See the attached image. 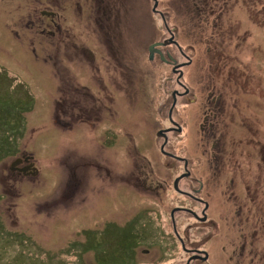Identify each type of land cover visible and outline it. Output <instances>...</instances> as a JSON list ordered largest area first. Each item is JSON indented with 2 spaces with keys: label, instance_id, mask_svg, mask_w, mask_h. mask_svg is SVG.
<instances>
[{
  "label": "rangeland",
  "instance_id": "1",
  "mask_svg": "<svg viewBox=\"0 0 264 264\" xmlns=\"http://www.w3.org/2000/svg\"><path fill=\"white\" fill-rule=\"evenodd\" d=\"M38 1L24 6L25 0H0V140L9 151L18 149L17 154L0 159V264H84L83 258L90 259L88 264H127L117 259L134 244L135 264H185L189 253L175 238L176 230L187 248L209 252L208 261L190 264H264L259 259L264 255V189L257 187L256 200L244 202L241 185L237 198L224 194L222 175L211 187L212 168L205 155L204 169L195 171V175L203 171L204 180L197 195L209 203L208 219L200 223L187 211L174 208L182 204L200 215L203 203L175 192L173 178L182 168L159 151L163 139L156 135L160 128L171 126L167 119L171 93L183 92L181 82L190 92L177 98L173 118L183 126V133L167 132L165 149L179 156L189 154L193 165L200 166L202 146L210 147L197 126V102L204 95L203 75L211 56L207 48H223L244 84L235 91L240 100L236 122L246 132L240 137H253L248 146L239 147L245 169L235 178L247 180L256 170L263 174L258 148L264 144V27L254 19L264 20V0H156V7L153 0H67L61 10L67 19L62 23L76 47L67 42L62 46L56 39L47 42L48 34L35 28L24 33L30 40L14 38L9 28L22 31L26 9L48 8L46 0ZM97 10L101 27L92 22ZM94 29L96 40L112 36V43H121L126 53L125 62L113 52L104 58L97 54L106 89L95 85L96 71L80 47L83 43L92 48ZM156 41L162 45L163 59L155 52L149 56L148 47ZM31 44L36 54L26 52ZM167 54L178 63L191 56L193 63L183 66L178 78ZM121 71L126 75L122 89L116 86ZM250 78L253 90L249 91ZM90 92L113 100L108 107H94ZM191 97L195 104L186 106ZM243 122L253 127L249 133ZM142 123L144 128L139 129ZM107 127L115 132L109 136L121 139L103 148L100 142ZM92 131L100 135L93 138ZM15 154H26L37 172L14 173L10 165ZM136 158L148 163V184H163L158 190H142V178L131 164ZM191 186L197 188L196 182ZM254 189L250 184V192ZM131 221L136 222L134 229ZM230 222L234 226L229 227ZM240 234L243 238H233ZM143 248L150 249L144 253Z\"/></svg>",
  "mask_w": 264,
  "mask_h": 264
},
{
  "label": "flooded vegetation",
  "instance_id": "2",
  "mask_svg": "<svg viewBox=\"0 0 264 264\" xmlns=\"http://www.w3.org/2000/svg\"><path fill=\"white\" fill-rule=\"evenodd\" d=\"M31 1H33V0H25L24 6H32ZM36 1H38V0H36ZM46 1L48 2V4L46 5V6H48V8H45V9L44 8L43 9L29 8L26 10L24 9L25 11L23 14L25 15V13H27L26 16L28 18H27V20H26V18L23 19L24 26L22 27V31H17L15 29V27H12V29L9 28L11 30V32L13 33L14 38L19 42H24L28 38V36L24 33L31 34L32 30L35 28L36 32H38L40 34H44L45 32L48 34V36L46 37L47 42L49 40H50L49 42H52L56 39L55 41L58 42V44H60V40H61V42H63L62 46L67 42L68 44L73 43V45L76 47L77 44L74 43V42H76V40L74 39V36L71 34L73 37V39H72L70 32H69V29L64 28V25L62 23V22H64V19H67L66 14L61 13V10L64 8V6H66L65 2L67 0H46ZM202 1L203 0H201V2ZM204 1H206V0H204ZM153 4L156 7L158 5V2L156 0H153ZM76 6L77 7L80 6L78 1L76 3ZM100 8H101V6H99V9ZM154 11H155V9H154ZM33 12L35 14L38 13L39 15H37L36 18H32ZM103 12H104L103 13L104 15L107 14V9L103 8ZM15 13H16V6H15L14 10L12 11V17L15 16ZM78 13L79 14L81 13L80 7L78 9ZM98 15H99V11L96 13V19L92 18V22L96 26L101 27L103 19L101 17L98 18ZM96 29H94L95 33H94L93 37L91 38V40L93 41V44L91 45L92 48L86 47L83 43H82V45H80V47H81L82 51L84 52L83 53L81 51L82 54H84L85 58H88L91 60V63L93 64V69L96 71V74L94 76L95 79L94 78L92 79V80L97 81V83L95 85L101 84L104 87V89H106L105 84H104V77L100 75V68L98 67V65H96L97 54L100 53L101 57L104 58L106 56H110L111 53L113 52V54L115 55V57L117 59L121 58L124 61V59H126L125 58L126 53L123 50V46L121 43H117V44L112 43L111 39L114 41L112 36H110L111 39L108 38L110 41L108 39H101V38H97L100 40H96ZM113 37L116 39L115 36H113ZM172 39H173V36H172ZM154 43H159V41L153 42L152 44H154ZM152 44H150V45H152ZM118 46L120 47L119 49H118ZM159 47H162V45H158V47L154 46L155 49L159 50V53L156 51H154V52H155V54H157L159 56V59H160L162 52L159 49ZM103 49H105V50H103ZM208 49L209 48H207V52L210 53L211 56L209 57L208 64L205 67L207 74L203 75V77L205 79L204 80L205 84L202 86V90L204 91V95H203V98H201L199 100V102H197V104L198 103L200 104L199 122H198L197 126H198V133L200 134L201 137H203L206 140L207 145L209 144L210 147L209 146L205 147L204 145L202 146V148H201L202 156L200 155V158H201L200 166L198 167V165H196V164L193 165V160L191 159L189 154H187V156H185V157L179 156L177 153H174L173 151L171 152V151L165 149V145L168 142L167 132L169 133L171 131H174L177 134L183 133V126L180 125L179 123H177L176 120H174V118H173V113L176 111V106H177V102H178L177 98L182 97V96H187V94H189V92H190V89L186 85L182 84L181 82H179V83L177 82V83L182 87L183 92H179L176 89H174L171 93V97H172L171 105L167 111L168 112L167 113V115H168L167 119L169 120L171 126H164V127L160 128L156 133V135L158 137L163 139V141L160 145L159 151L163 155H165L166 157L173 159L174 161H177L179 163V165H181V168H182V171L179 172L178 174L175 173V176L173 178L172 186H173V189L175 190V192L178 193L179 196L181 195L182 197L189 198L191 201L203 203V208L200 210V215H198L191 208L185 207L182 204L174 206V208L180 209V211H187L194 218H197L198 222H200V223H206V221L208 219L206 210H208V208H209V203L206 199L204 200V199L200 198V196L197 195L203 189V185H204L203 181L204 180H203V175H202L203 171L197 173L196 175H198V176L195 175V171H196V167L198 169H204V156L205 155H206L207 160L209 161L210 166L212 168V172L209 173L210 177L208 179L211 187H213V185H215L216 182L220 180L217 177H219V175H222L225 177L224 194L231 197L232 199L237 198L239 195L235 194V192L237 191V187L239 185H241L243 187V194L242 195L244 197V202L256 200L255 197L258 194L257 187H259V189L261 187L264 189V170L263 169H262L263 174L257 170H256L257 173L253 172L254 174H256L255 175L256 178H254L253 173L248 174L250 176L249 177L250 179L246 177L247 180H245L244 178L242 180L239 178L238 179L235 178V176L238 173H241L242 171L244 173V169H245L244 164L241 162V157H242L243 153L239 149V147L242 143H244L246 146H248V144L250 142H252V140H253L252 136L249 138L240 137L241 132H243V133H246V132L243 130V126H241L239 121L236 122V117H239L240 100L238 99V97L235 96L236 95L235 91H237V92L240 91V89L242 88L241 84L243 86H244V84L238 78L239 76H238V73H236V68L232 64L233 59L230 56H228L227 54H225V56L223 55V48L219 49L218 51H211ZM148 50H149V47H148ZM26 52H31V53L36 54L37 50H36L35 46L32 45V46H29V50H26ZM66 54H69V52H66ZM152 56H150V58H152ZM167 56H169V54H167ZM171 58H172V60L170 61V63L173 64L172 72L174 74L177 73L178 78H180L183 75L182 74V67L183 66H189L193 63L191 56H188L186 58L187 61L183 62V63H178L176 59H174L173 57H171ZM122 60H121V64H123ZM211 72H213L215 74L210 76ZM120 73H122V74H119L120 79L118 80V78H117L116 86L122 89L124 86L125 80H126V75H124L123 71H121ZM220 76H222L223 79L222 78L220 79ZM213 81H216V82L213 83ZM252 81H253V78L252 79L250 78L249 85L247 87L249 89V91L253 90L252 85H251ZM193 94H195V93L193 92ZM90 96H91L90 98L93 102L94 107L95 106L108 107V103H110L113 100L112 98H110V96L108 97V95L106 97L101 98L99 95H97V94L95 95V93H93V92H90ZM146 101L147 100H144V102H146ZM195 101H196V99L195 98L193 99V97L188 98L186 101L187 104H185V105L186 106H192L193 104H195ZM163 105H164V102L160 104V108ZM148 106H150V105H147V107ZM188 113L190 116L192 111H188ZM243 124L247 127V132L249 133L250 132L249 130H251L253 127L249 126L248 123L246 124L245 122H243ZM144 125H145V123H142L141 125H139V129H140V127L144 128ZM92 128H98V126L92 127ZM142 128H141V130H143ZM110 131L113 132V135L115 134V132L108 127L105 128V130L103 131L104 137L102 138V140L100 142V145L103 148H107L110 145H114L113 140H118V139L120 140L121 139L118 136H109L108 133ZM189 131H190V129L188 127V132ZM92 133L94 134L93 138H95V136L97 134L100 135V133L96 132V131H92ZM122 143H123V137H122ZM126 149H127V147H126ZM258 149H259V156L261 159L260 161H262L258 165H259V167H261L263 165V168H264V144H262L260 146V148H258ZM189 152H190V150H189ZM137 156L138 155H136V157ZM17 157H20L22 159V161L19 164H16V166L12 167V170L16 171L14 173L26 176L27 174H24L22 172L21 168L23 166H25L26 164H29L31 162L33 163V160L28 159L25 161L24 158L26 157V154H20L18 156H15L14 159ZM136 159H137V162L132 161L131 164L134 165V169H135V172L137 173V176L142 178V182L140 184L142 190H146L147 193L150 190L152 192L154 191V189L158 190L161 187V185H163V184L161 182H157V184H155V183L153 184V182H150V184H148L147 183L148 182L147 181L148 171L146 170L148 163L144 164L143 161L139 160L140 158H136ZM176 167H177V165L175 163H173L172 167L170 166L171 170H173V171L175 170ZM249 167H251V166H249ZM107 171H108V169L106 170V173H107ZM257 174H258V176H257ZM228 176H230V177H228ZM124 178H127V177L124 175ZM148 178H149V176H148ZM193 181L196 182L197 188H193L191 186V183ZM250 184L255 186V189L253 192H250L251 191L250 190ZM228 191H231L234 193H228ZM139 192L143 195L145 194L144 191H139ZM244 205H245V203H244ZM170 218L172 220V224H173V228H174L175 227L174 213H171ZM219 220L221 221L220 218H219ZM227 224L229 227L234 226L233 222H230ZM132 229H134V228L132 227ZM87 230H89V229H87ZM81 231H84V230H81ZM174 234H175L174 235L175 238H177L179 240V242H181L182 250L185 251L186 253H189V256H188L185 264H190L194 260H199L201 262L208 261L209 252L206 249L198 248V247H192V246H190V248H187L185 246L184 242L181 241V237L178 235L177 230L175 231ZM241 237L242 236L240 234L239 236H234L233 238H241ZM146 240H147V238L145 239V241ZM142 243L144 244V242H142ZM155 244H157V243L154 242V240H153L152 245L154 246ZM136 246H137V244H136ZM136 246L132 247L134 249V250H131V251H133L132 253H128L127 251L123 252L122 255H120V257H118L117 260H121L119 262H126L127 264H135L136 258L138 257V256H136V252H137ZM243 247H245V245H243ZM149 249L143 248L142 252L148 253ZM240 249L242 250L241 247H240ZM258 254H259V252L257 253V255ZM260 255H262V254H260ZM125 259L126 260L130 259L131 261H124ZM259 259L264 260V255L262 258L259 257ZM88 261H90V259L87 260V259L83 258L84 264H88L87 263ZM131 262H133V263H131ZM139 264H150V263H147V262L145 263L144 261H141Z\"/></svg>",
  "mask_w": 264,
  "mask_h": 264
},
{
  "label": "trees",
  "instance_id": "3",
  "mask_svg": "<svg viewBox=\"0 0 264 264\" xmlns=\"http://www.w3.org/2000/svg\"><path fill=\"white\" fill-rule=\"evenodd\" d=\"M208 2H209V0H208ZM250 17L252 18L251 12H250ZM254 21L258 22L262 27H264V20H262L260 17L254 19ZM54 117H55L54 120L56 121V123H60L61 120L56 114H54ZM2 145H3V148H2ZM16 152H18V149H15L13 152H11V151H9V149H7V147L4 145V143H2V141L0 140V159L2 157H5V156L9 155L10 153H16ZM16 154H15V156H16ZM135 223L136 222H132L131 221L130 228H132V227L134 228ZM129 233H131V232H129ZM136 237H137V234H136ZM130 244H133V243L131 242ZM135 246H136V244L132 245L131 247H135ZM131 250H134V249L133 248L129 249L127 252L128 253H132L133 251H131ZM131 263H133V262H131Z\"/></svg>",
  "mask_w": 264,
  "mask_h": 264
},
{
  "label": "water",
  "instance_id": "4",
  "mask_svg": "<svg viewBox=\"0 0 264 264\" xmlns=\"http://www.w3.org/2000/svg\"><path fill=\"white\" fill-rule=\"evenodd\" d=\"M153 7H154V6H153ZM171 39H172V38H171ZM155 45H161V43H160V42H159V43H154V44H152V45L149 46L150 56H152V54H153L154 51H156V52L159 53V50H157V49L154 48ZM160 54H161V53H160ZM160 57H161V59H163L162 55H161ZM169 58H171V57H169ZM171 60H172V58H171ZM24 160H25V161L28 160V157L24 158ZM21 161H22V159H21L20 157L15 158V159L11 162V165H10V166H11V169H12V167L16 166V164H19ZM21 169H22V172H23L24 174H35V173L37 172V170L34 168L32 162L29 163V164H26V165L23 166Z\"/></svg>",
  "mask_w": 264,
  "mask_h": 264
},
{
  "label": "bare ground",
  "instance_id": "5",
  "mask_svg": "<svg viewBox=\"0 0 264 264\" xmlns=\"http://www.w3.org/2000/svg\"><path fill=\"white\" fill-rule=\"evenodd\" d=\"M215 228V227H214ZM216 228H218V225H216Z\"/></svg>",
  "mask_w": 264,
  "mask_h": 264
}]
</instances>
